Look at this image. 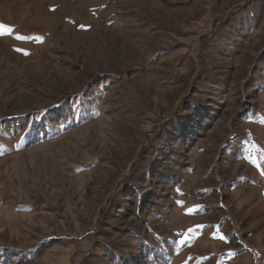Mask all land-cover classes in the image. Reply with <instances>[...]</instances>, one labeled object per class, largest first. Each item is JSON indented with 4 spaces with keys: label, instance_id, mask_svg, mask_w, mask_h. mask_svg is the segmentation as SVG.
<instances>
[{
    "label": "rangeland",
    "instance_id": "374dc122",
    "mask_svg": "<svg viewBox=\"0 0 264 264\" xmlns=\"http://www.w3.org/2000/svg\"><path fill=\"white\" fill-rule=\"evenodd\" d=\"M0 24V264H264V0Z\"/></svg>",
    "mask_w": 264,
    "mask_h": 264
},
{
    "label": "snow or ice",
    "instance_id": "6c2138e0",
    "mask_svg": "<svg viewBox=\"0 0 264 264\" xmlns=\"http://www.w3.org/2000/svg\"><path fill=\"white\" fill-rule=\"evenodd\" d=\"M0 30H3V32L10 31V29L7 28V26L0 24Z\"/></svg>",
    "mask_w": 264,
    "mask_h": 264
}]
</instances>
